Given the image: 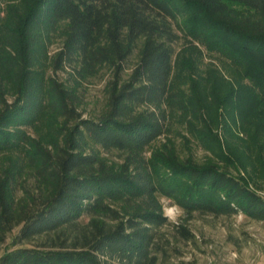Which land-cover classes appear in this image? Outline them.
<instances>
[{
	"label": "trees",
	"instance_id": "16d2710c",
	"mask_svg": "<svg viewBox=\"0 0 264 264\" xmlns=\"http://www.w3.org/2000/svg\"><path fill=\"white\" fill-rule=\"evenodd\" d=\"M175 123L187 154L153 145ZM260 176L264 0H0V264H158L163 199L264 221Z\"/></svg>",
	"mask_w": 264,
	"mask_h": 264
},
{
	"label": "rangeland",
	"instance_id": "374dc122",
	"mask_svg": "<svg viewBox=\"0 0 264 264\" xmlns=\"http://www.w3.org/2000/svg\"><path fill=\"white\" fill-rule=\"evenodd\" d=\"M181 44L182 41L177 47L179 48ZM59 46L60 41L54 40L49 46L50 53L55 52ZM203 62L204 66L208 63L218 67L220 65V59L208 53L205 54ZM204 66L203 68H206ZM58 76L65 77V73L59 72ZM107 78L108 73L105 71L102 75L86 83V88L83 90L84 103L82 105L84 116L94 117L104 109V89ZM173 125V131L167 136L158 138L153 145L159 147L171 139L176 142L183 155L187 154V148L183 145L184 140L178 134V130L179 132L180 130L181 132L184 131L177 123ZM237 134L243 139L248 138L241 127H239ZM221 135L225 137L223 134ZM239 142L245 144V142ZM193 149L196 158L199 160L210 154L197 145ZM149 154L150 152H148ZM241 174L248 175L244 169H241ZM256 179L259 185L251 182L252 185L259 192H264V176ZM163 204L164 207L175 205L169 199H163ZM168 221V224L161 229L165 233V251L158 264H264V221L253 220L243 214L214 216L194 213L192 217H189L180 207H178L177 220L173 222L168 219ZM177 223L188 226L195 234V239L184 240L178 235L172 226V224ZM20 228L21 226L16 227L8 235L6 242L0 245V256L8 249L19 246L14 244V238L19 233ZM38 241L40 240H35V242Z\"/></svg>",
	"mask_w": 264,
	"mask_h": 264
},
{
	"label": "clouds",
	"instance_id": "9594fccd",
	"mask_svg": "<svg viewBox=\"0 0 264 264\" xmlns=\"http://www.w3.org/2000/svg\"><path fill=\"white\" fill-rule=\"evenodd\" d=\"M178 207V205H172L171 207L165 206L163 209L164 216L170 221L175 222L177 220Z\"/></svg>",
	"mask_w": 264,
	"mask_h": 264
},
{
	"label": "built area",
	"instance_id": "2783aa9c",
	"mask_svg": "<svg viewBox=\"0 0 264 264\" xmlns=\"http://www.w3.org/2000/svg\"><path fill=\"white\" fill-rule=\"evenodd\" d=\"M259 193L264 198V192H259Z\"/></svg>",
	"mask_w": 264,
	"mask_h": 264
}]
</instances>
